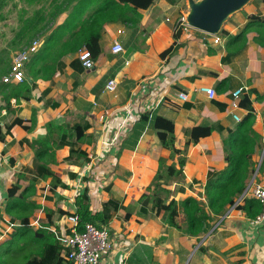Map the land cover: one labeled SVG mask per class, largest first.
Instances as JSON below:
<instances>
[{"label":"crops","instance_id":"crops-1","mask_svg":"<svg viewBox=\"0 0 264 264\" xmlns=\"http://www.w3.org/2000/svg\"><path fill=\"white\" fill-rule=\"evenodd\" d=\"M99 6L94 0V12ZM188 11V0L175 6L154 0L147 10H137L136 16L127 12L132 23L103 24L100 54L92 69L76 62L78 52H73L61 57L63 68L55 66L52 74L42 66L39 72L24 75L31 88L27 99L11 97L18 84H5L0 124L8 125L15 118L22 124H15L0 142V229L10 223L14 233L19 226V220L6 213L8 190L13 186L19 187L18 194H25L24 213L31 229L45 228L57 236L70 231L66 217L76 211V196L87 191L92 213L101 212L109 200L120 205L113 219L102 225L108 229L112 248L99 264H264V224L250 225L262 208L252 198L235 197L232 206L215 216L205 207L208 230L198 237L185 232L180 212L186 198L206 206L207 173L226 167L224 142L238 123L233 114L241 120L247 114L231 106V94L239 87L246 94L255 92L249 94L252 128L260 137L248 184L264 182V48L254 40L255 32L248 33L240 46L229 43L248 16H264V4L252 0L230 15L217 34V44L212 35L193 29H180L179 37H174L172 26ZM67 17L68 12L59 15L54 27ZM73 37L69 35L59 46H71ZM114 42L123 46V54L111 53ZM109 79L117 83L114 92L105 90ZM203 87L212 88L215 97L209 99L201 92ZM179 93L185 101L179 100ZM146 114L173 122L179 154L162 148L150 125L141 124ZM76 123L86 124L87 130L84 156L77 157L74 165L65 162L69 147L59 145L63 133L56 129ZM200 124L215 129L186 146L184 132ZM88 154L95 156L94 162H89ZM35 166L45 167L51 175L40 178L26 171ZM168 166H181L182 177L168 176ZM158 173L168 194L165 205L174 202L178 209L174 223L169 210H158L150 197L144 198L153 191Z\"/></svg>","mask_w":264,"mask_h":264},{"label":"trees","instance_id":"trees-1","mask_svg":"<svg viewBox=\"0 0 264 264\" xmlns=\"http://www.w3.org/2000/svg\"><path fill=\"white\" fill-rule=\"evenodd\" d=\"M3 1L0 0V7H2ZM165 1L171 6L178 5L181 2V0ZM258 1L264 4V0ZM153 2L154 0H98L100 6L94 12V0H51L50 5L52 6V11L48 17L51 23L63 13L68 12V17L61 25L51 30L47 38L42 34L44 38H41L43 42L40 48L36 53L31 55L32 59L30 57L31 67L33 69L30 71V74L39 72L42 66H44V71L51 74L54 73L55 66L58 70L60 68L62 69L61 57L69 53L78 52L82 45L89 50L92 59L96 60L100 54V29L103 24L114 21L132 23V19L128 13L136 16L137 10H147ZM88 13H91V15L87 16ZM33 19L38 21H34ZM40 21H42V12L38 11L34 14L33 18L23 22V28H21L18 36L21 37L24 34L32 33L35 35L40 34L41 30H37ZM47 30H49V27H47ZM74 31H77V33L74 34ZM250 32L256 33L254 40L264 48V16L261 15L248 16L243 28L235 36L230 38V46L244 44L246 35ZM69 35L75 37L71 46H67V48L60 47L59 43ZM179 35V33H176L174 37L178 38ZM32 41L29 42L30 45ZM170 52L171 48L166 50L165 54L169 55ZM227 55L232 56L233 53H228ZM162 56L164 55L162 54ZM76 62H79V60L77 59ZM13 91L14 93L11 97L14 99H17L21 95L27 99L31 88L23 81L13 86ZM25 93L26 95L23 96ZM251 93H255L254 90H250L247 94L242 93L238 100V107L245 109L247 114L236 124L234 129L228 131V136L224 142L228 150V154L225 157L226 167L220 171L210 170L207 173L205 186L207 205L204 206L193 198H186L180 204V212L183 214L185 221V232L190 236L198 237L205 230H208L206 227L209 215L206 213L205 207L214 216L224 213L226 206H232L234 204V198L244 193L248 180L253 173L251 159L255 145L259 142L260 137L252 128L254 116L249 98V94ZM15 124H22V122L15 118L8 125L4 126L0 124V142L4 140L5 135L9 133ZM141 124L150 125L152 130L155 131L162 148L170 150L172 155L179 154V150L175 149L174 124L171 120L146 114L141 118ZM214 129L215 126L200 124L185 131L184 134L187 137L186 146H189L190 143L196 144L200 139L210 136ZM86 130L87 125L79 123L58 127L56 129L57 132L63 133L60 135V141L58 140L59 145L69 147V155L65 162L76 165L78 163L77 157L84 156L82 142L85 138L84 132ZM218 130L222 131L220 128ZM180 165H183V161L180 162ZM181 166L179 169L168 166L165 172L168 176L174 174L176 178L180 179L182 177ZM26 171L40 178L51 175V172L45 167L40 166H35L34 169H26ZM163 179V176L158 173L155 178L157 183L154 185L153 191L151 190L150 196L144 198L150 197L148 199L152 200L158 210H169L170 223H174L173 220L177 216L178 209L174 202L165 205V199L168 197L167 190H164L159 183ZM18 190V186H13L8 190L7 194L9 201L6 213L13 217V221L18 219L19 226L15 229L14 233L9 235L6 245L12 246L13 243L18 242L17 240L29 238V241L23 243L21 247L29 248L30 246H34L35 248L27 252L23 264H71L62 257L63 246L58 241L55 232L45 228L36 231L31 229L29 216L24 213L27 210L24 198L25 194H18ZM255 201L261 207V204L257 200ZM74 202L76 211L71 215L77 216V231H81L86 224L103 227L102 225L109 223L113 219L120 208L117 201L109 200L103 205L101 212L92 213L87 191L76 196ZM67 233L70 234L71 232L68 231ZM0 264L12 263L7 261V259H1Z\"/></svg>","mask_w":264,"mask_h":264},{"label":"built area","instance_id":"built-area-1","mask_svg":"<svg viewBox=\"0 0 264 264\" xmlns=\"http://www.w3.org/2000/svg\"><path fill=\"white\" fill-rule=\"evenodd\" d=\"M165 22L169 23L170 19L166 18ZM172 26L173 35L181 30H191L183 18H179ZM195 30V29H193ZM213 43L220 42V38L217 35L212 36ZM41 46L40 39H34L29 46L27 52H17L12 60L9 68V72L2 78L4 84H20L24 81V66L30 60L32 54L36 53ZM111 53L114 55H120L124 53L123 46L114 42L111 47ZM77 59L86 69H92L94 61L91 57L89 50L82 48L77 53ZM117 83L114 79L106 81L105 90L109 92L116 91ZM246 89L239 87L231 94V106L234 110H238V100L241 94ZM201 92H204L209 99L215 97V91L212 88H201ZM178 98L181 101L186 100V96L182 93L178 94ZM233 119L239 122L241 118L234 113ZM89 162H94L95 156L88 154ZM91 166V163H89ZM242 197H250L257 200L261 204L262 211L254 219L250 220V225H262L264 224V182L256 183L250 182L246 187ZM66 222L69 226L70 234L64 232L60 236H57L58 241L63 246L62 257L65 261L71 264H99L104 255L112 248V240L109 235L108 229L104 226H98L93 224H86L81 231H77L78 219L75 215L66 217ZM13 225L7 223L3 229H0V240L9 239Z\"/></svg>","mask_w":264,"mask_h":264},{"label":"rangeland","instance_id":"rangeland-1","mask_svg":"<svg viewBox=\"0 0 264 264\" xmlns=\"http://www.w3.org/2000/svg\"><path fill=\"white\" fill-rule=\"evenodd\" d=\"M51 0H4L2 7H0V100L4 98L5 84L2 78L7 73L12 60L17 52H27L29 49V42L32 39H41L44 36L46 38L51 33L56 25V20L51 23L49 13L52 11ZM42 12V21L39 22L37 30H41L38 35L24 34L21 37L18 36L21 28H23V22L25 20L33 18L36 12ZM34 21H38L33 19ZM49 27V30H47ZM32 59V57H31ZM24 66V75L29 74L32 71L31 60ZM17 243H13L12 246L6 245L7 239L0 242V260L7 259L12 264H23L24 258H26L27 252L34 250L33 247L22 248L21 245L28 239L17 240Z\"/></svg>","mask_w":264,"mask_h":264},{"label":"water","instance_id":"water-1","mask_svg":"<svg viewBox=\"0 0 264 264\" xmlns=\"http://www.w3.org/2000/svg\"><path fill=\"white\" fill-rule=\"evenodd\" d=\"M250 1L252 0H188L189 11L184 21L197 31L215 36L228 17Z\"/></svg>","mask_w":264,"mask_h":264}]
</instances>
